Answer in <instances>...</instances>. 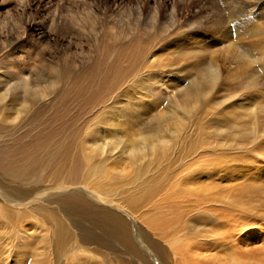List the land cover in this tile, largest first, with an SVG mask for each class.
<instances>
[{
    "label": "rangeland",
    "instance_id": "obj_1",
    "mask_svg": "<svg viewBox=\"0 0 264 264\" xmlns=\"http://www.w3.org/2000/svg\"><path fill=\"white\" fill-rule=\"evenodd\" d=\"M208 1L190 0L181 17L207 19L215 8L227 20L261 14L259 21L264 22V0ZM155 3L162 8L166 2L0 0V73L11 76L6 88H0V97L7 100L6 107L0 110V153L38 168L27 182L0 173V264H81L78 261L84 257L90 264H176L172 249L181 245L184 237L173 240L167 232L174 236L184 224L202 225L204 229L199 234L207 237L202 238L207 254L224 264H264V191H257L255 184L254 196L249 185L240 187L253 177H262L264 137L256 142L252 138L241 141L229 134L223 149L231 159L223 171L202 165L190 171L143 172L125 157L119 159L122 165L118 163L113 170H98L94 164L103 157H92L87 163L90 158L77 134L78 89L70 94L75 100L67 110L63 97L55 100L49 89H44L45 93L32 92L35 82L47 87L54 73L64 66L79 74L93 65L92 27L96 21L101 20L105 27H123L137 7L147 15ZM86 74L82 82L90 78V86L87 81L83 85L92 95L94 78L100 74ZM257 76L260 92L242 93L240 99L246 101L253 94L259 99L264 94V73ZM23 84L31 90L25 92ZM163 94L171 95L170 90ZM208 127L201 138L215 146L221 139L215 135L219 127ZM223 132L231 131L224 128ZM237 146L243 147L242 152L235 150ZM52 147L54 152L69 148L67 169L76 167L82 171L77 175L75 171H55L61 165L54 166L50 161L55 157L48 152ZM197 155L203 154L197 152L194 158ZM237 156H242L238 162L234 160ZM107 158L112 164L113 158ZM173 162L177 163V157ZM260 181L264 182V178ZM147 191H156L152 203L177 200L179 208L173 211L185 219L166 228L152 227L151 212H132L125 207L128 193L135 198ZM229 215L231 220H226L224 217ZM225 230L233 237L226 238L222 246L210 241V231ZM181 232L193 236L185 230ZM234 251L240 253L233 254ZM251 251L257 259L247 255Z\"/></svg>",
    "mask_w": 264,
    "mask_h": 264
},
{
    "label": "bare ground",
    "instance_id": "obj_2",
    "mask_svg": "<svg viewBox=\"0 0 264 264\" xmlns=\"http://www.w3.org/2000/svg\"><path fill=\"white\" fill-rule=\"evenodd\" d=\"M189 1L165 0V8L155 3L147 15L137 7L135 12L129 13L123 27L108 24L105 27L101 20L96 21L92 27L95 33L93 65L79 74L70 66H64L54 73L47 87L42 88L36 82L32 86V92L45 93L44 89H49L55 100L63 97L66 110L75 100L70 94L78 89L77 134L81 135L83 149L90 158L87 163L92 157H103L94 164L95 169L113 170L118 163L122 165L119 159L125 157L143 172L190 171L202 165L223 171L228 169L231 159L223 149L227 137L234 135L241 141L252 138L254 142L264 137V94L259 99L254 94L246 101L240 99L242 93L260 92L257 75L264 73V22L258 17L261 14L241 19L231 16L227 20L213 7L212 17L202 20L193 15V20H188L181 14ZM254 64L259 65L254 68ZM85 71L89 75L100 74L94 78L92 95L83 85L87 81L86 85L90 86V78L85 77L82 82L83 74L87 75ZM9 80L11 76L2 71L0 88H6ZM21 87L25 92L31 90L27 84ZM167 90L170 96L163 94ZM6 103L7 100L0 97V110ZM211 124L219 127L215 135L221 137L215 146L201 138ZM224 128L231 132L225 134ZM91 141L99 143L92 145ZM54 149L48 148V152L55 154L50 161L54 166L61 165L55 171H75L76 175L82 171L76 167L67 169L69 148L56 152ZM242 149L241 146L235 148L237 152ZM197 152L203 155L194 158ZM107 156L113 158L112 164H108ZM175 157L177 163L173 162ZM237 157L236 162L242 156ZM36 171L38 168L32 163L26 165L24 160L0 153V173L5 176H18L20 182H27ZM261 176L253 177L240 187L249 185L255 196V184L261 186L255 185L257 191H264V182L260 181L264 178L263 171ZM155 194L156 191H147L146 195L133 198L128 193L125 207L132 212L142 209L151 212L152 227L166 228L185 219L180 212L173 211L179 208L177 200L152 203ZM224 218L231 220V215ZM201 226L184 224L174 236L167 232L173 240L184 237L182 244L172 249L176 264H224L223 260L207 254L202 239L207 237L199 234L204 229ZM184 230L193 236H185L181 232ZM210 233L213 234L210 241H217L218 247L226 238L233 237L226 230ZM236 251L233 254L240 253ZM247 255L257 259L254 251ZM89 262L87 257L78 261Z\"/></svg>",
    "mask_w": 264,
    "mask_h": 264
}]
</instances>
